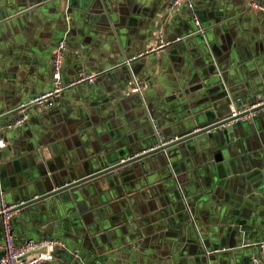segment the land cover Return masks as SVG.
I'll return each instance as SVG.
<instances>
[{
  "label": "crops",
  "instance_id": "crops-1",
  "mask_svg": "<svg viewBox=\"0 0 264 264\" xmlns=\"http://www.w3.org/2000/svg\"><path fill=\"white\" fill-rule=\"evenodd\" d=\"M249 2L194 0L199 33L187 7L170 10L168 0H0V113L53 89L62 38L67 80L99 73L3 130L6 201L40 197L177 138L189 111L214 116L202 105L223 88L235 99L230 110L261 100L264 14ZM178 37L160 54L124 62ZM258 119L234 135L178 144L161 173L159 163L136 166L108 189L86 182L18 210L16 239L61 241L44 264H264V114Z\"/></svg>",
  "mask_w": 264,
  "mask_h": 264
},
{
  "label": "built area",
  "instance_id": "built-area-1",
  "mask_svg": "<svg viewBox=\"0 0 264 264\" xmlns=\"http://www.w3.org/2000/svg\"><path fill=\"white\" fill-rule=\"evenodd\" d=\"M167 4L170 10L177 9L185 5L190 11L192 20L197 25V32L205 31L201 18L197 13L194 0H168ZM249 6L255 12L264 14V0H250ZM181 39V37L174 40L161 38L156 45L152 46L145 52H142L138 56L126 58L124 62L130 65L134 59L141 56L160 54ZM67 53V39L62 38L58 41L52 58V78L54 82L52 90L31 97L29 100L21 103L16 108L5 114L0 113V168L3 162V150L7 146V140L3 130L6 132L25 123L28 118V111L32 107L38 105H53L58 101L62 94L70 88L84 83L91 84L96 82L99 75L98 72H80L73 80H67L64 73ZM135 82L136 87L134 90L139 91L140 86L138 85L137 80H135ZM263 103L264 100L251 106L233 108L231 113L227 116V119H233L231 122L239 120L248 121L254 115L250 110ZM197 130H199V128ZM18 206L19 204H9L5 199L4 192L0 190V218L2 221L0 264H44L54 261L57 258V250L64 246L61 241L55 238H30L19 242L16 239L12 220L18 211ZM261 246L264 247V241L261 242ZM253 261L255 264L260 263V259L258 257H253Z\"/></svg>",
  "mask_w": 264,
  "mask_h": 264
},
{
  "label": "water",
  "instance_id": "water-1",
  "mask_svg": "<svg viewBox=\"0 0 264 264\" xmlns=\"http://www.w3.org/2000/svg\"><path fill=\"white\" fill-rule=\"evenodd\" d=\"M195 32H197V28ZM263 100L264 97L258 101L257 96H255L252 100L249 101L250 103L249 106L254 105ZM233 102H235V99L232 98L229 92L224 88L219 92H216L214 94H209L208 100L204 102L202 107L204 108V110L209 109L213 111L214 116L212 118H207V117L203 118L205 117L203 116L204 114H200V113L196 114L198 108H195L193 109V111H189L188 113L189 116L187 117L186 115L184 116L186 117L185 120L186 129L183 132H180L177 138L175 137L173 140L169 142H161V144L158 147L153 148L151 150H146L143 153L130 157L124 160V162H121L120 164L111 165V166L100 164L97 167L96 171L87 177L80 178L75 182H71L66 186L58 187L55 190L53 189L50 192L45 193L40 197L37 196L34 199L17 203L19 204L17 210L30 208L41 199L59 194L62 191H65L70 188H74L75 186L84 184L86 182H93V183L97 182L98 184H101L104 187V189L105 188L108 189V184H111L109 182L111 179H113L116 184L121 183L124 179V175L126 174L125 171L127 172L134 171L136 166H139L142 170H144L146 168V164H150L152 165V167H154L153 165L159 163L160 167L158 169H159V173H161L165 171L169 165L168 164L169 161L166 156L168 154V150H170L171 148L177 146L178 144H189L204 136L206 137L211 136L212 133L216 132V130H222L224 133L229 132L230 134L234 135V131H235L234 129L237 126L241 125L244 122H248L250 120H254L257 123L259 121L258 119L259 115L264 114V103H263L258 106H255L250 110L251 113L254 114L250 120L248 121L239 120V121L231 122L233 119H227V116L232 111L230 110V107ZM239 107L240 106H238L237 108ZM227 111H229L228 115H226ZM198 128L199 130H197ZM169 176L171 175H168V177Z\"/></svg>",
  "mask_w": 264,
  "mask_h": 264
}]
</instances>
